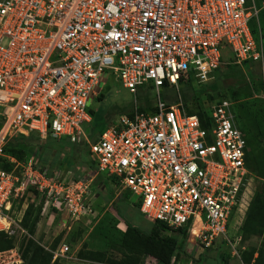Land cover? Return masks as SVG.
Listing matches in <instances>:
<instances>
[{"label":"built area","instance_id":"obj_1","mask_svg":"<svg viewBox=\"0 0 264 264\" xmlns=\"http://www.w3.org/2000/svg\"><path fill=\"white\" fill-rule=\"evenodd\" d=\"M262 14L264 0H0V157L15 164L0 165V230L15 233L24 196L75 221L96 214L87 179L5 154L12 136L37 133L88 145L97 171L118 177L144 215L187 227L196 245L226 237L249 173L246 137L227 99L213 106L207 128L182 99L160 95L93 141L84 125L108 72L134 94L147 84L159 93L181 79L211 81L227 48L237 63L264 59L251 29ZM240 244L239 236L233 257Z\"/></svg>","mask_w":264,"mask_h":264},{"label":"rangeland","instance_id":"obj_2","mask_svg":"<svg viewBox=\"0 0 264 264\" xmlns=\"http://www.w3.org/2000/svg\"><path fill=\"white\" fill-rule=\"evenodd\" d=\"M255 32L256 41L258 45L264 50V20L257 26ZM224 57L222 59L221 67L226 72L222 79L215 78L207 83H199L197 80H192L191 85L180 84L179 88L186 87L187 100L182 99L186 111H203L210 114L213 106L220 100L227 99L232 103V112L236 123L243 127L244 124L248 126L252 133H257L254 120V112L264 108V59L253 60L248 59L242 63H237L233 53L229 48L225 49ZM105 83L100 85L97 94L91 99L89 108L96 115L99 109H103L106 115H98L97 122L85 124L84 128L87 137L93 141L97 136L99 130L109 126L113 123L121 112L134 111L135 105L143 107H154L158 100L157 89H148V84L142 87V90L134 94L129 89L123 86L122 82L111 72L104 75ZM217 85L223 88L218 90L214 86ZM161 98L166 102L167 98L174 93L169 87L164 86L159 89ZM179 95V91H176ZM102 112V113H103ZM56 139V138H53ZM60 141L58 147L60 150L59 161L67 166V160L73 161L80 157V152H73L74 145H71L67 140L56 139ZM55 140H48L47 144L55 143ZM83 144H80V146ZM66 146L65 152L64 148ZM68 146V147H67ZM83 147V146H82ZM67 148H70L68 153ZM86 150H88V147ZM35 149L31 152L14 153L17 159H25L32 156ZM260 149H256L252 157L256 155ZM66 152L68 153L66 157ZM251 157V156H250ZM69 158V159H68ZM75 161V160H74ZM74 170L87 175L85 178L92 179L88 182L89 189L87 193L88 201H90L95 208L96 214L90 218H85L79 221L72 220L66 214L49 213L42 215L37 225V232L35 239L41 245L51 252L61 251L65 245L70 247L69 251L59 256V261L67 258L73 249H83L84 243H87L85 251H105L109 256L118 260H122L125 256L112 246L121 236L122 231L127 229L125 221L133 222L136 226L145 232L151 230L150 220L137 213L132 207L133 204L116 203L120 195L126 194L137 201V196L130 192L120 179H107L102 174L96 176L95 171L88 165L87 162L77 161L74 163ZM249 173L246 176L245 185L242 187V205L235 211L232 216L229 230L226 237H220L215 241L212 247L204 248L201 244L196 245L194 242L188 241L187 244L179 250L177 258L172 264H243L242 252L250 245L261 246L263 237L251 236L245 237L242 232V226L246 217L249 204L257 191L264 188V177L262 173L254 169V160L250 159ZM67 171L71 170V175H67L68 180L74 178V171L71 166L66 167ZM104 182L106 186L104 185ZM91 188V190H90ZM98 190V194L96 193ZM33 197L24 196L18 202L20 209L22 204H32ZM122 200V199H121ZM118 200V201H121ZM120 205V206H119ZM120 207V208H119ZM122 207V208H121ZM127 211V214L125 213ZM18 213V212H17ZM37 209H34V215ZM22 219V215L19 216ZM152 221V220H151ZM18 224V223H17ZM15 233L12 235L15 238V248L12 250L2 251L0 253V264L21 263L23 260L20 256L21 241L28 235V232L21 226L14 227ZM170 234H177L175 230H170ZM81 234V235H80ZM241 237V244L239 250L240 256H232L233 247L232 242ZM81 241V242H80ZM79 242V245H75ZM78 251V253H79ZM19 254V255H18ZM21 259V261H19ZM88 260L86 258H80ZM18 262H17V261ZM89 263V262H88ZM90 264V263H89ZM139 264H158L157 260L152 256H145L141 259Z\"/></svg>","mask_w":264,"mask_h":264},{"label":"trees","instance_id":"obj_3","mask_svg":"<svg viewBox=\"0 0 264 264\" xmlns=\"http://www.w3.org/2000/svg\"><path fill=\"white\" fill-rule=\"evenodd\" d=\"M264 20V15L260 16L259 21L252 20L251 22V29L252 33L256 39L255 32L257 31L256 26ZM226 70L220 68L216 72V79H222ZM213 80V79H212ZM192 79L188 81L180 80L178 86H170L166 83L164 86L169 87L171 90L174 91L171 96L167 98L168 103H175L180 99L185 98L187 100V92L186 87L179 88L180 84H187L191 85ZM216 88L218 90L222 89V86L217 85L216 81H214ZM163 86V87H164ZM154 89L153 85H148V89ZM141 91L142 88H140ZM179 91V95L176 91ZM158 95L161 96L160 92ZM221 101V100H220ZM219 102V101H218ZM185 106V105H184ZM139 111H145L148 109H152L153 107H143L135 105ZM104 110L101 108L97 111V115L93 112V121L97 122L98 115L100 114L103 116L106 113L103 112ZM103 112V113H102ZM133 111H125L119 114V117L124 114L132 115ZM189 114H197L202 121L203 127H208V120L210 119V114H206L203 111H187ZM254 120H255V127L257 133H252L251 129L244 124L243 127H240L244 135L246 137L247 142V166L250 168L249 162L250 159L254 160V169L260 174L262 173L264 177V108L254 112ZM118 117V118H119ZM115 122V121H114ZM113 122V123H114ZM108 127V126H107ZM107 127L99 130L97 135H100ZM1 128V124H0ZM55 140V143H50L51 145L47 144L48 140ZM97 139V137L95 138ZM61 140H67V138H63ZM60 141L53 139L52 137H47L45 139L41 138L40 135L37 133H31L29 135H15L12 136L7 144L5 145V154L14 156L15 152L19 153H27L29 151H34L33 154H36L43 163H45L49 167V173L55 167L61 166L60 169L67 170L69 166L73 167V161L67 160V166H64L63 163L59 161L60 158ZM71 145H74L73 149L75 153L80 152L84 160L87 161L88 165L94 170H97V165L91 158L90 149L87 151L85 145L72 143L69 141ZM82 144V143H81ZM83 146V147H82ZM68 147V146H67ZM66 146L64 148L65 152ZM71 150L70 148H67ZM256 149H260V151L252 157L253 152ZM68 150V151H69ZM251 156V157H250ZM30 157V156H29ZM26 157L25 159H27ZM25 159H18L19 161H24ZM69 159V158H68ZM0 165L7 169L12 170L15 166L14 163L10 162L7 157H0ZM111 178H116L112 176ZM78 179V178H77ZM121 201L116 203H123V201H128L130 197L126 194H123L119 197ZM130 201V200H129ZM126 202L125 204H127ZM133 209L143 215L140 211V203L133 202ZM120 206V205H119ZM120 208V207H119ZM122 208V207H121ZM34 209H37V213L34 215ZM41 211L42 206L36 207L34 203L30 204L25 211L23 219L21 221L22 226L28 231V235L24 237L21 241L19 250L20 256L23 262L21 263H13V264H60L59 259L54 260V254L50 250L46 249L43 245H41L35 239V235L37 232V225L41 218ZM127 214V211L125 212ZM127 224V229L122 231V236L116 241L112 243V246L116 248L119 252H121L125 258L122 260H118L114 257L109 256L105 251H85L87 248V243H84L83 249H81L78 253L79 258H86L90 261L99 262V263H106V264H139L141 259L145 256H152L157 260L158 264H172L174 259L177 258V254L180 249H182L188 241V237L190 232H188V228H179L173 229L169 227L162 221L159 220H150L151 222V230L149 232H145L136 226L133 222L125 221ZM170 230H175L177 234H170ZM242 232L245 237L251 236H261L263 237V242L261 246H253L250 245L244 249L241 254V258L244 264H264V188L260 191H257L254 195L253 199L251 200L248 210L246 212V217L242 226ZM81 235V234H80ZM15 248V238L10 236L6 231H0V252L12 250Z\"/></svg>","mask_w":264,"mask_h":264},{"label":"crops","instance_id":"obj_4","mask_svg":"<svg viewBox=\"0 0 264 264\" xmlns=\"http://www.w3.org/2000/svg\"><path fill=\"white\" fill-rule=\"evenodd\" d=\"M83 145H85V144H83ZM85 146H87L88 148H89V146L88 145H85ZM70 152V150L68 151V153ZM68 153L66 152V157H67V155H68ZM91 153V152H90ZM32 156H36V154H32ZM40 160V159H39ZM75 160V161H74ZM73 160V167H71V169H73L74 168V166L76 165V164H74L75 162H76V160L77 161H79V162H81V161H84V162H87L86 160H84L83 159V157H82V154H80V157L79 158H75ZM41 161V163H43L42 162V160H40ZM61 162V161H60ZM46 167H47V169H48V171H49V167L45 164V163H43ZM77 166V165H76ZM60 167L61 166H58V167H55L53 170H52V172L50 173V174H52V175H54V174H56V172L57 171H64V173H68V175L70 176L71 175V170H69V171H67V170H63V169H60ZM73 171H74V178L75 179H80V178H84V179H87V178H85V176H87V175H84V174H82V173H80L78 170H74L73 169ZM94 171V170H93ZM100 174H102L104 177H106L107 179H110L112 176H109V175H107L106 173H103V172H99V171H95V175L96 176H98V175H100ZM116 177V176H115ZM73 178V179H74ZM117 179H119L118 177H116ZM92 179H88V180H86L87 182H89V181H91ZM104 185L106 186V184H105V182H104ZM90 190H91V188H90ZM96 193L98 194V190H96ZM121 196V195H120ZM118 199H120V198H118ZM130 200V201H129ZM128 201H123V204L124 203H126V202H131V203H133V201H132V199H129ZM135 202H139L138 200L137 201H134V203ZM28 206H29V203L27 204V202L25 203V204H22V206H21V208L19 209L18 208V205H17V207H16V212H15V214H14V220H15V222H16V224L18 223H21V221H22V219H23V216H24V214H25V211H26V209L28 208ZM133 208V207H132ZM18 212V213H17ZM49 213H56V214H58V212H56V210L55 209H53V210H46L45 212H42L41 211V216L42 215H46V214H49ZM20 215H22V219H19V216ZM144 215V214H143ZM145 217H147L146 215H144ZM148 218V217H147ZM149 220H152V219H150V218H148ZM18 224H17V226H18ZM21 226H22V224H21ZM23 227V226H22ZM24 228V227H23ZM25 229V228H24ZM26 230V229H25ZM1 231V230H0ZM27 231V230H26ZM28 232V231H27ZM81 242V241H80ZM75 245H79V242L77 243V244H75ZM78 251H79V249L77 250V249H73V252L69 255V256H67V258H64V259H62V260H60L59 262H60V264H106V263H99V262H94V261H88V260H84V259H80L79 257H78ZM19 255V254H18ZM59 259V258H58ZM17 261V260H16ZM19 261H21V259H19ZM18 262V261H17ZM89 262V263H88Z\"/></svg>","mask_w":264,"mask_h":264}]
</instances>
